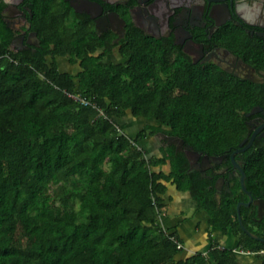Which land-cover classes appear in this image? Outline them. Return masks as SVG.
<instances>
[{
	"label": "trees",
	"instance_id": "1",
	"mask_svg": "<svg viewBox=\"0 0 264 264\" xmlns=\"http://www.w3.org/2000/svg\"><path fill=\"white\" fill-rule=\"evenodd\" d=\"M37 30L41 47L16 53L0 18V264H240L235 251L264 264V220L241 207L261 240L241 229L239 184L215 197L175 145L160 138V156L143 146L165 134L208 156L232 153L250 138L247 114L264 110V84L194 65L135 29L118 47L86 22ZM114 53L121 62L106 61ZM58 58L80 71H61ZM126 119L154 122L130 132ZM237 159L246 189L264 201V135ZM170 187L207 215L208 253L182 256L183 239L160 226ZM214 230L235 247H221Z\"/></svg>",
	"mask_w": 264,
	"mask_h": 264
},
{
	"label": "flooded vegetation",
	"instance_id": "2",
	"mask_svg": "<svg viewBox=\"0 0 264 264\" xmlns=\"http://www.w3.org/2000/svg\"><path fill=\"white\" fill-rule=\"evenodd\" d=\"M0 7L1 22L16 53L41 47L37 28L43 24L86 22L97 38L109 39L113 46L118 47L135 29L167 42L194 65L214 64L240 80L264 84V0H0ZM247 124L252 134L264 124V116L254 114ZM175 146L183 153L191 148ZM225 155L221 163L189 170L213 181L215 197L231 194L240 185L238 174L228 165L231 153ZM248 208L250 216L255 211L253 220H264V210L259 219L257 206Z\"/></svg>",
	"mask_w": 264,
	"mask_h": 264
},
{
	"label": "rangeland",
	"instance_id": "3",
	"mask_svg": "<svg viewBox=\"0 0 264 264\" xmlns=\"http://www.w3.org/2000/svg\"><path fill=\"white\" fill-rule=\"evenodd\" d=\"M58 61H59V68L61 71H69V72H73V73L80 71V68L78 65H75V66L68 65V63L65 59L58 58ZM106 61L107 62L112 61V62L118 63V62H121L122 60L116 53H114L109 58H107ZM126 120L127 121L125 123H122V124L125 127L130 128V129H126L127 131L128 130L129 131L134 130L136 128H140L144 124H147V122H150V123L154 122L153 120L146 121V120H142V119H138V120H134V121L128 120V119H126ZM160 140L161 139L159 136H154V137H149L148 139H146L143 142V146H144L145 150L147 151L148 156H160L159 150H158V147L161 146ZM169 205L171 208V204H169ZM206 219H207V215L205 213L194 211V209L191 207L188 210H186V218L183 220V221H185L183 223V225L186 227L185 230L192 231V235L196 234L197 236H199V238L194 239L193 236H187L188 238H186V240L184 242L186 245L184 246L182 253H184L186 255H188L189 252L194 253L197 250H199V248L202 246L203 243L208 242ZM250 226L254 231H257L255 226H252V225H250ZM180 229H178L179 233H181V232L186 233L183 230V228H180ZM173 231H175V230H172V232ZM183 233H181L182 238H183V235H182ZM217 233H220V232L217 230H214L213 234H212L215 241L218 240L219 235ZM253 260H254V258L251 260V262L249 260L248 264H258V262H254L255 260L254 261Z\"/></svg>",
	"mask_w": 264,
	"mask_h": 264
},
{
	"label": "water",
	"instance_id": "4",
	"mask_svg": "<svg viewBox=\"0 0 264 264\" xmlns=\"http://www.w3.org/2000/svg\"><path fill=\"white\" fill-rule=\"evenodd\" d=\"M244 79H250L252 81H255L253 79V77H247ZM257 113H262V115L264 116V111H262L261 108H256L254 107L248 114L247 116H251ZM264 131V124L261 125L259 128H257L252 134H250V138L249 139H244L240 144H239V148L236 149L235 151H233L230 155V161H231V165L232 168L234 170V172H236L239 176L240 179V188L242 190V192H244L247 197H248V202H239L237 203L236 206V213H237V218L239 221V225L241 227V229L252 239L254 240H261L258 236L252 234L250 231H248L243 223H242V219H241V214H240V209L241 207L244 208H248L250 205H254L257 206L258 208V218L261 219L262 218V211L264 210V201L261 199H254V197L251 195V193L246 189V185H245V173L243 171V169L240 166V163L237 162L235 160V156L237 154H241L243 152H245L246 150H248L255 137L257 136L258 133H262L261 135H264L263 133ZM159 136L167 143V144H171V145H178V148H182L184 142L182 140H180L177 137H173V136H167L165 134H159ZM187 161L189 163V170H193L195 168H197L200 164H216V163H221L222 160L224 158H226V155H220V156H208L206 154H202V152L200 151H194L192 148H189L187 150H185L184 152Z\"/></svg>",
	"mask_w": 264,
	"mask_h": 264
},
{
	"label": "crops",
	"instance_id": "5",
	"mask_svg": "<svg viewBox=\"0 0 264 264\" xmlns=\"http://www.w3.org/2000/svg\"><path fill=\"white\" fill-rule=\"evenodd\" d=\"M167 196L171 198V202L170 203L167 202V206L163 207L162 209L163 211L162 214L158 216V222L160 226L164 230H168L170 232H172V230H175L179 234L180 237H181V233L183 232L179 233L178 229L183 228V230L186 232L182 234L183 238L181 237L184 242L186 238H188L187 236H193L194 239L196 238L198 239L199 236H197L196 234L192 235V231L185 230L186 227L183 225V223L185 222L183 220L186 218V210H188L191 207L195 211V203L192 201L189 194L178 192L174 187H170L167 192ZM169 204H171V208ZM206 224H207V219H206ZM217 234L219 236L216 242L219 243L221 247H224V248H234L235 247L236 240L233 241L229 237L223 236L221 233H217ZM185 245L186 244L184 243V246ZM209 250H210V245L208 244V242H206V243H203L202 246L199 248V250H197L196 252H201V253L206 254L209 252ZM235 252L237 254L238 262L240 264H248L249 263L248 261L250 260L251 262V260L253 259L250 253H244L242 251H235ZM194 253L189 252L188 255L182 254V253L181 254L182 256L187 257Z\"/></svg>",
	"mask_w": 264,
	"mask_h": 264
},
{
	"label": "built area",
	"instance_id": "6",
	"mask_svg": "<svg viewBox=\"0 0 264 264\" xmlns=\"http://www.w3.org/2000/svg\"><path fill=\"white\" fill-rule=\"evenodd\" d=\"M75 101L81 103L82 105L84 106H87L88 105V102L87 101H84V100H81L80 97L78 95H70ZM178 249L181 248V245H178L177 247Z\"/></svg>",
	"mask_w": 264,
	"mask_h": 264
}]
</instances>
